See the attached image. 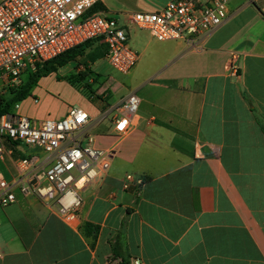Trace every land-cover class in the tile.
I'll use <instances>...</instances> for the list:
<instances>
[{
	"label": "crops",
	"instance_id": "0c3cea01",
	"mask_svg": "<svg viewBox=\"0 0 264 264\" xmlns=\"http://www.w3.org/2000/svg\"><path fill=\"white\" fill-rule=\"evenodd\" d=\"M118 2L99 0L94 11L126 21L133 12L118 10ZM128 45L137 62L123 80L108 79L105 105L56 99L41 92V80L34 87L41 100L31 98L33 107L20 115L39 122L80 108L96 146L116 153L81 191L75 225L13 189L14 202L0 205V264H264V0H230L227 19L198 49L138 29L130 30ZM105 53L94 41L81 58L92 54L89 61L50 75L71 77L76 64V74L99 76L94 64L107 61ZM130 93L139 99L137 116L117 141L107 134L113 108ZM2 142L0 180L16 177V160L42 157ZM127 176L143 182L124 190Z\"/></svg>",
	"mask_w": 264,
	"mask_h": 264
},
{
	"label": "built area",
	"instance_id": "2783aa9c",
	"mask_svg": "<svg viewBox=\"0 0 264 264\" xmlns=\"http://www.w3.org/2000/svg\"><path fill=\"white\" fill-rule=\"evenodd\" d=\"M99 0H2L0 2V79L14 86L18 78L38 62L86 41L106 47L108 64L126 75L138 56L128 45L131 29L145 30L159 42L180 41L198 49L202 37L227 19L230 0H170L154 12H133L126 21L91 11ZM234 57L229 66L234 69ZM139 99L134 93L123 97L113 108L107 134L124 138L135 121ZM0 115V159L6 154L2 140L23 145L33 154L15 161L16 177L0 180V205L14 202L13 189L25 197H35L55 209L68 225H75L81 206L80 193L107 171L116 148L96 146L88 114L70 107L60 119L35 121L15 113ZM142 179L126 177L123 189ZM131 264H140L133 260Z\"/></svg>",
	"mask_w": 264,
	"mask_h": 264
},
{
	"label": "rangeland",
	"instance_id": "374dc122",
	"mask_svg": "<svg viewBox=\"0 0 264 264\" xmlns=\"http://www.w3.org/2000/svg\"><path fill=\"white\" fill-rule=\"evenodd\" d=\"M122 6L120 7L117 5L118 10L128 11V12H139V11H147V12H154L160 9L161 4L165 2V0H118ZM118 2V3H119ZM142 5V6H141ZM134 30V29H133ZM142 31V30H139ZM91 50L100 51V48L91 47ZM92 53V52H91ZM90 55L88 57L81 59V62L83 61H89ZM87 63V62H86ZM70 70L72 69V76L68 77H56L54 75H49L45 78H41L40 87L42 91H45L47 94L51 95L52 97L62 100L67 103L72 104H85L88 101L91 102L93 105H105L106 100H101L100 98H97L96 95L101 97H104L106 94L109 96L110 92L105 88L106 82H108L109 78H121L124 79V76L118 72H116L108 63L107 61L100 59L94 64V70L99 74V76H94L93 73H89V69L86 70V74L84 76V81L77 80L76 77V70L80 68L79 65L76 64H70L69 66ZM82 72V70H79ZM28 72L23 73L17 80V82L14 84V87L19 85L22 82H25L28 77ZM92 75V81L88 82V77ZM109 83H111L109 79ZM39 84V81L38 83ZM86 85H89V89L86 88ZM12 87L9 84L4 83L0 79V104H4L6 102H9L11 99V95L9 93V88ZM124 89H129L128 85H124ZM122 89L120 93H125V90ZM35 88L32 90L31 95L25 99L23 103L19 104V108L14 111L18 114H23V110L27 107H33L32 99L33 97H36L38 100H41L40 94H35ZM34 92V93H33ZM99 94H98V93ZM105 95L103 96V94ZM118 93V92H117ZM114 95L116 93L114 92ZM114 98V97H110ZM110 101H108L109 103ZM110 104V103H109ZM108 120L104 121L100 127L99 131L104 130L108 126ZM95 134V133H94ZM92 133V135L94 136ZM44 155L42 154V157Z\"/></svg>",
	"mask_w": 264,
	"mask_h": 264
},
{
	"label": "trees",
	"instance_id": "16d2710c",
	"mask_svg": "<svg viewBox=\"0 0 264 264\" xmlns=\"http://www.w3.org/2000/svg\"><path fill=\"white\" fill-rule=\"evenodd\" d=\"M95 7L91 10L94 11ZM94 41H86L82 44H79L50 60H46L43 62H38L34 65L32 70H29L28 77L25 82L20 83L17 86L10 87L9 93L11 95V99L9 102L4 104H0V115L5 113H10L13 110V107L17 104L25 100L27 97L31 95V91L34 87L37 86L38 81L41 78L47 77L52 73H55L59 68L64 67L69 62H79L84 56V52L86 49L93 44ZM85 74H76V77L83 78ZM86 88L89 89V85H86ZM102 95L98 96L103 100ZM85 235L88 236L91 234L89 228L90 225H85ZM95 229V228H94ZM95 231V230H94ZM123 264V263H122Z\"/></svg>",
	"mask_w": 264,
	"mask_h": 264
}]
</instances>
